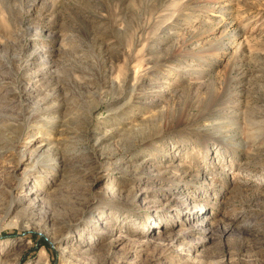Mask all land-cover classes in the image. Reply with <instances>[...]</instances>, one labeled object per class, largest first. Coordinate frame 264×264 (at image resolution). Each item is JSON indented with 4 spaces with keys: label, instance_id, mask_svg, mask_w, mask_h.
<instances>
[{
    "label": "rangeland",
    "instance_id": "rangeland-1",
    "mask_svg": "<svg viewBox=\"0 0 264 264\" xmlns=\"http://www.w3.org/2000/svg\"><path fill=\"white\" fill-rule=\"evenodd\" d=\"M0 264H264V0H0Z\"/></svg>",
    "mask_w": 264,
    "mask_h": 264
},
{
    "label": "bare ground",
    "instance_id": "bare-ground-1",
    "mask_svg": "<svg viewBox=\"0 0 264 264\" xmlns=\"http://www.w3.org/2000/svg\"><path fill=\"white\" fill-rule=\"evenodd\" d=\"M19 91V90H18ZM21 97V95H19ZM39 161V160H38ZM8 214V213H7Z\"/></svg>",
    "mask_w": 264,
    "mask_h": 264
}]
</instances>
